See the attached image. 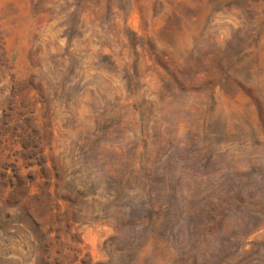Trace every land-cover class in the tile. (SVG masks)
Returning a JSON list of instances; mask_svg holds the SVG:
<instances>
[{
	"label": "rangeland",
	"instance_id": "rangeland-1",
	"mask_svg": "<svg viewBox=\"0 0 264 264\" xmlns=\"http://www.w3.org/2000/svg\"><path fill=\"white\" fill-rule=\"evenodd\" d=\"M0 23V264H264V0Z\"/></svg>",
	"mask_w": 264,
	"mask_h": 264
},
{
	"label": "trees",
	"instance_id": "trees-1",
	"mask_svg": "<svg viewBox=\"0 0 264 264\" xmlns=\"http://www.w3.org/2000/svg\"><path fill=\"white\" fill-rule=\"evenodd\" d=\"M0 26H1V23H0Z\"/></svg>",
	"mask_w": 264,
	"mask_h": 264
}]
</instances>
